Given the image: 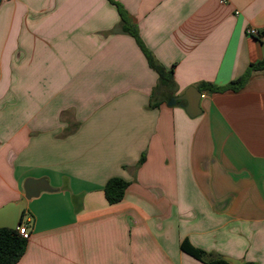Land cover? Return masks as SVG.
Instances as JSON below:
<instances>
[{
	"label": "crops",
	"instance_id": "0c3cea01",
	"mask_svg": "<svg viewBox=\"0 0 264 264\" xmlns=\"http://www.w3.org/2000/svg\"><path fill=\"white\" fill-rule=\"evenodd\" d=\"M114 1L174 70L169 98L110 0H0V227L31 231L16 264H206L185 240L264 264V34L247 32L264 0ZM190 86L196 116L168 103ZM27 178L57 189L27 199Z\"/></svg>",
	"mask_w": 264,
	"mask_h": 264
},
{
	"label": "trees",
	"instance_id": "16d2710c",
	"mask_svg": "<svg viewBox=\"0 0 264 264\" xmlns=\"http://www.w3.org/2000/svg\"><path fill=\"white\" fill-rule=\"evenodd\" d=\"M118 7V11L121 16V29L123 32L132 35L142 51L144 52L150 67H152L159 77L157 89L160 93L166 94V97L173 93L177 89V83L174 79V70L167 69L156 58L154 53L145 45L140 32L135 24H133L126 12L120 4L114 0H110ZM250 68L263 69L264 59L255 64H251ZM246 80V77H240L232 81L230 84L231 89L239 88ZM202 90H208L210 92H216L222 88L209 83L202 82L198 85ZM158 101L152 103L153 106L158 105ZM129 185V182L121 177L110 178L104 188L105 196L109 203H118L124 198L125 191ZM24 221L23 217L20 222ZM28 238L22 236L16 228L0 227V264H16L26 251ZM182 249L199 259L206 264H231L225 258H214L211 254L205 250L195 247L188 241L182 243ZM243 264H257L252 261H245Z\"/></svg>",
	"mask_w": 264,
	"mask_h": 264
},
{
	"label": "water",
	"instance_id": "95a60500",
	"mask_svg": "<svg viewBox=\"0 0 264 264\" xmlns=\"http://www.w3.org/2000/svg\"><path fill=\"white\" fill-rule=\"evenodd\" d=\"M202 91L196 86L188 87L185 92L179 96H175L168 102L170 105L175 104L177 100L186 101V110L191 116L201 113L200 100ZM57 188L50 185L46 178H27L24 182L25 197L31 199L37 197L41 191H55ZM231 264H243L242 260L226 257Z\"/></svg>",
	"mask_w": 264,
	"mask_h": 264
},
{
	"label": "built area",
	"instance_id": "2783aa9c",
	"mask_svg": "<svg viewBox=\"0 0 264 264\" xmlns=\"http://www.w3.org/2000/svg\"><path fill=\"white\" fill-rule=\"evenodd\" d=\"M247 32L250 36H258L260 34H264V27L263 28L249 27ZM16 229L22 236L26 238L30 237L31 231L28 224L25 221L20 222L16 227Z\"/></svg>",
	"mask_w": 264,
	"mask_h": 264
}]
</instances>
